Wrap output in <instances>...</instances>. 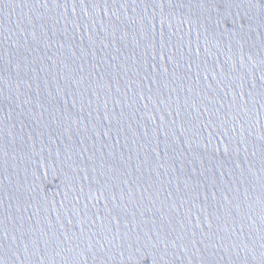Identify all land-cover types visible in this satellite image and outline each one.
Wrapping results in <instances>:
<instances>
[{"label": "water", "instance_id": "1", "mask_svg": "<svg viewBox=\"0 0 264 264\" xmlns=\"http://www.w3.org/2000/svg\"><path fill=\"white\" fill-rule=\"evenodd\" d=\"M47 264H264V1L146 127Z\"/></svg>", "mask_w": 264, "mask_h": 264}]
</instances>
